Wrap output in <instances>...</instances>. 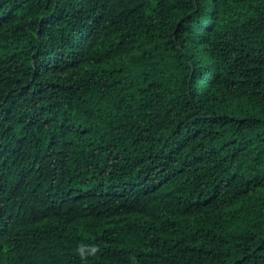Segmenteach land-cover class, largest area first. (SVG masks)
Segmentation results:
<instances>
[{
	"label": "trees",
	"instance_id": "1",
	"mask_svg": "<svg viewBox=\"0 0 264 264\" xmlns=\"http://www.w3.org/2000/svg\"><path fill=\"white\" fill-rule=\"evenodd\" d=\"M0 264H264V0H0Z\"/></svg>",
	"mask_w": 264,
	"mask_h": 264
}]
</instances>
